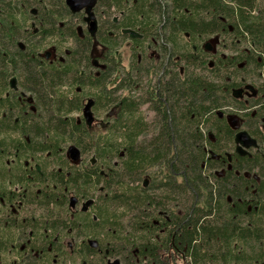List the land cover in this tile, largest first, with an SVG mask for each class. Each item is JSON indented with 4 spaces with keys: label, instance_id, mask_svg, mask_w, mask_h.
Returning <instances> with one entry per match:
<instances>
[{
    "label": "trees",
    "instance_id": "obj_1",
    "mask_svg": "<svg viewBox=\"0 0 264 264\" xmlns=\"http://www.w3.org/2000/svg\"><path fill=\"white\" fill-rule=\"evenodd\" d=\"M0 264H264V0H0Z\"/></svg>",
    "mask_w": 264,
    "mask_h": 264
},
{
    "label": "water",
    "instance_id": "obj_2",
    "mask_svg": "<svg viewBox=\"0 0 264 264\" xmlns=\"http://www.w3.org/2000/svg\"><path fill=\"white\" fill-rule=\"evenodd\" d=\"M66 3L73 8L84 9V8H89V6L92 3V0H66ZM89 23H90V29L94 30L95 22L93 20H91ZM90 105H91V100H89L87 102V104L85 105V108H84V112H83L84 116L87 118L88 122L93 121V115L91 113ZM240 138L241 139H247V135L245 133H242ZM69 156L74 161L79 160L80 159L79 149L76 148L75 146H71L69 148ZM93 201H94V199L90 198L89 200L84 202L83 206H82V210L87 211L89 209V207L91 206V204L93 203ZM76 202H77V198L75 196H73L71 198V206L74 207L76 205ZM91 244L93 246L97 245L96 241H91Z\"/></svg>",
    "mask_w": 264,
    "mask_h": 264
},
{
    "label": "rangeland",
    "instance_id": "obj_3",
    "mask_svg": "<svg viewBox=\"0 0 264 264\" xmlns=\"http://www.w3.org/2000/svg\"><path fill=\"white\" fill-rule=\"evenodd\" d=\"M212 42H215V40L212 39ZM99 53H100L99 47H95L93 50V55L96 56V55H99ZM128 56H129V51H128V49H125L126 59L128 58ZM241 95L243 97L256 96V90L250 86H245L241 89ZM146 108H147V106L144 107V110H146ZM229 119L234 126H236V127L242 126V119L240 118V116H238L236 114H230ZM98 124H99V119L94 121L95 127L98 126ZM82 204H83V202H79L78 206L81 207Z\"/></svg>",
    "mask_w": 264,
    "mask_h": 264
},
{
    "label": "bare ground",
    "instance_id": "obj_4",
    "mask_svg": "<svg viewBox=\"0 0 264 264\" xmlns=\"http://www.w3.org/2000/svg\"><path fill=\"white\" fill-rule=\"evenodd\" d=\"M82 208V207H81Z\"/></svg>",
    "mask_w": 264,
    "mask_h": 264
}]
</instances>
